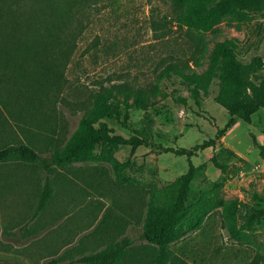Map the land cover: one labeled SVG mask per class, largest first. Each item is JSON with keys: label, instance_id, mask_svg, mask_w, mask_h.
Here are the masks:
<instances>
[{"label": "rangeland", "instance_id": "obj_1", "mask_svg": "<svg viewBox=\"0 0 264 264\" xmlns=\"http://www.w3.org/2000/svg\"><path fill=\"white\" fill-rule=\"evenodd\" d=\"M71 1L66 80L50 115L47 142L38 143L43 154L69 138L81 116L90 110L95 92L115 86L159 88L167 93L159 92L151 108L157 141L195 149L215 138L230 117L216 101L220 80L215 79L201 105L192 98L187 104L177 103L171 95L173 89L187 95L188 87L166 69L190 64L205 70L216 42L225 38H236L239 57L247 63L258 59L257 73L264 74V10L248 22L224 20L209 32H199L180 23L173 0ZM143 116L142 108H131L134 121ZM107 121L116 133L132 135L117 120ZM263 129L261 108L252 123L239 118L215 144L194 150L191 159L197 173L188 203L210 195L218 206L201 229L177 243L178 254L196 264L264 262V218L250 232L249 241L231 239L223 226L224 203L230 199L240 200L241 219L248 211L264 208V155L251 136L254 133L264 143ZM117 156L121 160L131 156L144 166L121 182L108 165L78 162L74 169H64L69 182L63 185L60 178L56 180L53 198L36 218L33 213L45 182L44 171L36 165H19L21 176L27 174L26 182L19 185V193L13 190L0 196V264H48L58 256L76 262L125 236L144 245L148 204L158 201L155 195L160 189L189 169V157L146 145L136 150L122 146Z\"/></svg>", "mask_w": 264, "mask_h": 264}, {"label": "trees", "instance_id": "obj_2", "mask_svg": "<svg viewBox=\"0 0 264 264\" xmlns=\"http://www.w3.org/2000/svg\"><path fill=\"white\" fill-rule=\"evenodd\" d=\"M173 3L180 23L199 32H209L224 20L248 22L264 10V0H173ZM72 5L71 0H0V196L13 190L19 193V185L26 182L27 174L21 176L19 165L39 166L44 171L45 182L33 213L36 218L53 198L56 180L60 178L63 185L69 182L64 169H74L78 162L108 165L117 180L126 182L130 172L142 170L144 165L131 156L119 159L117 152L122 146L131 145L136 150L146 145L187 155L189 169L167 188L160 189L155 195L158 201L148 204L144 245H137L131 236H125L84 254L76 262L63 261L58 256L48 264H196L178 254L175 246L201 229L218 202L210 195H201L196 202L188 203L197 173L191 157L194 150L215 144L239 118L252 123L254 113L264 108V74L257 73L260 62L258 59L244 62L239 57L237 39L225 38L216 42L205 70L198 71L190 64L166 69L167 74L176 73L188 87L187 95L173 89L171 95L177 103L187 104L192 98L201 105L215 79L220 80L216 101L228 110L230 117L218 128L215 138L196 145L195 149L165 145L156 140V120L151 108L159 92L167 95L163 89L115 86L95 92L90 110L81 116L73 133L64 142L53 144L46 155L38 143L47 142L53 117L50 115L58 105L66 80L67 20ZM133 106L144 110L138 122L131 118ZM108 118L130 129L132 135L116 133ZM251 136L264 155V143L254 133ZM213 160L226 168L216 158ZM240 204L238 198L224 203L223 226L231 239L249 241L250 232L264 218V208L248 211L241 219Z\"/></svg>", "mask_w": 264, "mask_h": 264}]
</instances>
